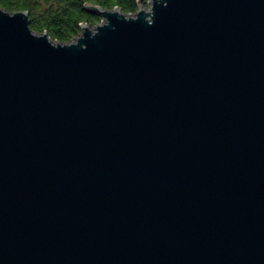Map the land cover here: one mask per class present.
I'll return each mask as SVG.
<instances>
[{"label":"water","instance_id":"1","mask_svg":"<svg viewBox=\"0 0 264 264\" xmlns=\"http://www.w3.org/2000/svg\"><path fill=\"white\" fill-rule=\"evenodd\" d=\"M85 10L0 6V264H264V0Z\"/></svg>","mask_w":264,"mask_h":264},{"label":"trees","instance_id":"2","mask_svg":"<svg viewBox=\"0 0 264 264\" xmlns=\"http://www.w3.org/2000/svg\"><path fill=\"white\" fill-rule=\"evenodd\" d=\"M140 0H0V6L9 11L27 10L31 27L42 32L47 30L52 39L72 41L81 31V23L90 26L101 17L85 10V4L93 3L111 9L118 6L122 11L134 14Z\"/></svg>","mask_w":264,"mask_h":264},{"label":"rangeland","instance_id":"3","mask_svg":"<svg viewBox=\"0 0 264 264\" xmlns=\"http://www.w3.org/2000/svg\"><path fill=\"white\" fill-rule=\"evenodd\" d=\"M145 5H146L147 7L149 6L147 2L145 3Z\"/></svg>","mask_w":264,"mask_h":264}]
</instances>
